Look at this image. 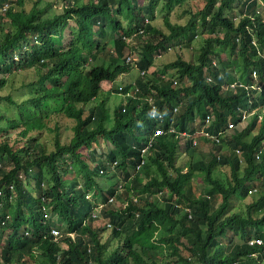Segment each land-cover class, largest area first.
I'll list each match as a JSON object with an SVG mask.
<instances>
[{
  "label": "trees",
  "instance_id": "obj_1",
  "mask_svg": "<svg viewBox=\"0 0 264 264\" xmlns=\"http://www.w3.org/2000/svg\"><path fill=\"white\" fill-rule=\"evenodd\" d=\"M188 2L0 0V91L15 73L37 75L23 102L1 96L0 264H161L155 251L164 264H264V0H202L186 24L172 22ZM184 49L190 58L154 72L156 58ZM127 50L146 76L111 109L102 83L131 70ZM151 97L165 128L193 136L210 116L206 132L225 136L181 145L167 134L143 153L159 125ZM245 113L254 114L244 125ZM203 147L187 172L176 165L180 148ZM111 173L119 193L98 185ZM100 205L112 225L105 240L92 216Z\"/></svg>",
  "mask_w": 264,
  "mask_h": 264
},
{
  "label": "rangeland",
  "instance_id": "obj_2",
  "mask_svg": "<svg viewBox=\"0 0 264 264\" xmlns=\"http://www.w3.org/2000/svg\"><path fill=\"white\" fill-rule=\"evenodd\" d=\"M49 1L50 2H56V0H49ZM140 2L143 3V2H145V0H140ZM54 4H55L54 7L56 8V10L60 11L61 10L60 5L57 3H54ZM189 4H191V7L193 9L191 11H195V9L202 6V0H189L187 6L176 8L175 11L171 14L172 22L177 23V24H186V20L189 19V16L185 14V10L189 9ZM157 23L161 27L164 26L163 20L161 17L157 18ZM112 37H114V34H112V32H111V34H109L107 36L106 40L108 42H110ZM132 43L134 44V41ZM201 43H202L201 38H197L193 44V48L195 47V49H199L201 46ZM108 46H109L108 49L111 50L113 45L109 43ZM171 53H173V54H168V55L164 54L162 57L155 60V67H156V68H154L155 72L156 71L161 72L164 64L172 61L175 58V55L181 54L184 58H190V51L186 50V49L177 50V51L175 50V51H172ZM126 56L127 57L130 56V57L135 58V59L138 58L136 56L134 50L131 52L129 50H127ZM104 60L105 59L101 56L100 57V63H102ZM149 72H153V70L150 69ZM138 74H139V70L137 71L136 68H132L127 74L122 75L120 77V80L116 81L115 84L113 83V85L112 84L110 85V83L107 82V83H104L102 85L104 92L107 91L110 93L108 96V105L111 109L114 108L115 105H117L123 99L121 95H119L115 92V89L121 85L124 86V85L132 84L133 81L135 80V77ZM36 76L37 75L35 74L34 71H26L24 73L18 72V73H15V74L9 76L7 87L0 91V105L3 104V101H4L3 99H1V96L4 97V96L11 95L12 98L18 103H21L24 100H26L27 91H28L26 85L30 81L36 79L37 78ZM106 95H103L102 97H105ZM7 107H9L8 113L12 116L15 115V113H16L15 107H13V106L12 107L7 106ZM86 108H88V107H86ZM249 118L250 117H248L245 120L244 125L248 122ZM68 124H69V122L67 121V123L65 124V127L69 128ZM237 128L239 129L240 127L238 126ZM66 131H67L66 133H69L68 129ZM181 145H183V143ZM110 148H111V146H110ZM110 148H107L105 151L110 153V150H112ZM203 154L204 155L208 154V148L207 147H203L200 153H193V152L184 153L183 150L181 149V150L176 152V165L184 167V171H186L187 169L190 168V164H192L196 160H200L202 158ZM220 169L221 168L217 167L216 170L219 171ZM96 180L99 181L98 185L99 186L101 185L103 190H106L109 186L114 185L118 181V178L114 175V173H112L109 176L104 177V179L98 178ZM251 200H252V196H249L246 199V203L251 202ZM118 202H119V199H115L113 201V203H111V204H114L115 206H117ZM107 224H108V221L104 220L102 218L94 223V226L106 229V232L103 234V236H104L103 240L107 239L111 233V229L109 227H107ZM63 230L64 229H62V232H63ZM59 239H60V237H59ZM153 253H155V255H152V256H154L156 259H159V262H160V260H162L161 264H164V261H166V260L168 261V259H165V256L160 251H155Z\"/></svg>",
  "mask_w": 264,
  "mask_h": 264
},
{
  "label": "clouds",
  "instance_id": "obj_3",
  "mask_svg": "<svg viewBox=\"0 0 264 264\" xmlns=\"http://www.w3.org/2000/svg\"><path fill=\"white\" fill-rule=\"evenodd\" d=\"M139 2H140V0H139ZM145 3H147V0H145V2H143V3H141L140 2V4L142 5V4H145ZM61 8H62V6H61ZM135 54H136V56L139 58V56L137 55V52H135ZM171 54H173V53H171ZM168 55V54H167ZM163 56V55H162ZM162 56H160V57H162ZM159 57V58H160ZM138 58L137 59H135V58H132V57H130V56H128L127 58H126V60H127V64H129L130 66H131V69L132 68H136L137 69V71L139 70L138 69V67H137V65H136V62L138 61ZM158 58H156L155 60H157ZM176 59V56H175V58L172 60V61H174ZM171 62V61H170ZM155 63V62H154ZM169 63V62H168ZM165 65V64H164ZM156 68V67H155ZM163 71V69L161 70V72ZM155 72V71H154ZM157 72V75H159L161 72L160 71H156ZM153 72H148V76L149 77H152V74ZM125 74H127V73H125ZM125 74H123V75H125ZM142 76H146V74H145V71H140L139 70V74L135 77V80L133 81V83L132 84H129V85H121V86H118V88H116L117 90H119V92H122V90L126 87V86H130V90H129V92L125 95L123 92L122 93H117L116 92V89H115V92L117 93V94H119V95H121L122 96V100L121 101H125L128 97H135L136 96V93L138 92V87L136 86V85H134L135 84V82H136V80L139 78V77H142ZM253 76L254 77H256V75L255 74H253ZM121 77V76H120ZM120 77L117 79V80H115V81H113V82H109V81H104L103 83H102V85L104 84V83H110V85L112 84L113 85V83L115 84V82L116 81H118V80H120ZM169 78V77H168ZM168 78H167V76H166V79L168 80ZM208 81H210V78H208ZM236 83L237 82H235V83H233V84H231L229 87H231V88H236ZM177 84V81L175 80L174 81V85H176ZM102 88H103V86H102ZM103 92H104V89H103ZM108 93V94H107ZM107 94V96H109V92H104L103 94H102V96L103 95H106ZM99 97H101V95L99 96ZM120 101V102H121ZM149 102H150V108H151V112H150V115H149V118H151V119H153V120H155L157 123H159V125L157 126V128L156 129H154V131H153V134H152V136L146 141V147H145V149H143L142 150V152L143 153H145L146 151H147V149L151 146V144H152V142H153V140L155 139V138H157V137H160V136H164V135H167V134H172V133H174V134H178L179 136H180V138H181V144L182 143H185L186 141H188V140H190V139H193V143H194V145L195 144H198V142H199V140L201 139L200 137H203V138H206V139H210V140H212V141H215L216 143H220V141H221V139H223V137L225 136V133H219V135L218 136H213V135H210L209 133H207L206 132V130H205V128H206V126H208L209 124H210V122H211V117L210 116H208L206 119H205V121H204V124H203V129L201 130V131H199L197 134H195V135H190V134H187L186 132H182V133H177V130L174 128V127H168V128H165L163 125H162V122L163 121H165V116L163 115V114H161V113H159L158 112V110H157V108H156V105H155V102H154V99H153V97H151V99L149 100ZM86 107H90V106H86ZM178 108L179 107H177V108H175V112L178 110ZM254 113H251L250 115L249 114H244V118H246V117H250L251 115H253ZM232 128H234V123H230L229 125H228V129H232ZM142 141V140H141ZM110 146L111 145H109V148H110ZM110 149H112V146H111V148ZM182 148H180L179 150H181ZM178 150V151H179ZM183 150V149H182ZM184 153H188V152H185V151H183ZM238 154H239V151L237 152ZM116 161H112L111 162V172H113L114 171V167H115V165H116ZM140 165L141 164H139V165H137V167H136V169H137V171L140 169ZM183 170H184V167H183ZM188 170V169H187ZM187 170L185 171V172H187ZM100 173L102 174V175H104L105 174V172H104V170H101L100 171ZM112 174V173H111ZM115 174V173H114ZM107 176H109V175H107ZM104 177H106V176H104ZM116 177H117V175H116ZM118 178V177H117ZM98 179V178H97ZM101 179V178H100ZM112 186H115V187H117V190H116V193H119L121 190H122V186H121V182H120V179L118 178V181L114 184V185H112ZM111 186V187H112ZM110 187V186H109ZM104 191H106V190H104ZM250 196V195H249ZM252 196V195H251ZM103 197H104V199L107 201L106 203H113V201L115 200V196H112V197H109V196H105V194L103 195ZM135 201H137V199H134ZM101 208H102V205H100L95 211H94V213L92 214V216L94 217V219H96L97 221L99 220V219H104L103 218V216L101 215V213H100V210H101ZM187 212H189V209L188 208H186L185 209ZM104 220H106V219H104ZM108 221V224H107V227H109L110 229H112V225L110 224V221L109 220H107ZM63 232H62V229H58V228H55V229H53L52 230V234H53V236H55V238H57V239H59V237L61 238L62 237V234ZM255 243H259V244H261L262 243V241L261 240H256V239H254V240H252L251 242H250V245H253V244H255Z\"/></svg>",
  "mask_w": 264,
  "mask_h": 264
}]
</instances>
